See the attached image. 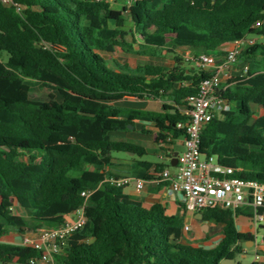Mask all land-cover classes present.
Instances as JSON below:
<instances>
[{"label": "trees", "instance_id": "trees-1", "mask_svg": "<svg viewBox=\"0 0 264 264\" xmlns=\"http://www.w3.org/2000/svg\"><path fill=\"white\" fill-rule=\"evenodd\" d=\"M16 1L20 13L0 4V239L62 226L84 203L82 192L92 191L86 225L55 256L58 264L234 260L240 244L253 239L237 229L239 209L200 212L222 226L214 248L184 241V216H169L160 203L146 209L112 182L115 154L147 153L111 134L137 121L152 123L172 152L186 135L177 125L188 119V99L213 74L185 67L181 52L215 55L226 43L264 37V23L255 27L264 22V0H127L124 10L105 0ZM116 51L172 55L174 66L114 61L111 67L106 55ZM238 62L247 70L221 86L229 109L204 127L201 153L237 169L235 177L264 183V41L243 47ZM44 89L46 100L31 98ZM126 98L159 100L162 111L118 104ZM153 166L166 167L135 160L129 173L149 181ZM39 256L32 247L0 242V264H29Z\"/></svg>", "mask_w": 264, "mask_h": 264}, {"label": "built area", "instance_id": "built-area-1", "mask_svg": "<svg viewBox=\"0 0 264 264\" xmlns=\"http://www.w3.org/2000/svg\"><path fill=\"white\" fill-rule=\"evenodd\" d=\"M0 4L19 13L24 8L16 0H0ZM263 23L258 22L255 27L258 28ZM254 42L255 40L250 38L234 42L220 63L213 55L203 54L197 58L188 56L187 59L193 61L198 68L203 71H213V74L200 82L197 94L188 99L189 110L185 111L187 121L177 125L186 133L177 166L162 171L153 169L150 174L151 180H136L137 191L143 190L147 182L167 183L173 192L183 196L187 212L196 213L212 208L236 211L249 205L254 211L255 221L264 219L261 212L264 211V183L235 177L237 169L221 164L216 156L201 153V134L204 127L214 117L221 116L229 109L228 101L220 95V88L224 82L227 83L235 77L232 70L238 63L243 47ZM246 70L247 66L243 74ZM172 169H174L173 173ZM131 180V178H115L112 182L125 187ZM91 194L92 191L82 192L84 203L66 215L62 226L40 229L36 232L27 231L21 235L23 246L32 247L40 252L39 258L30 259L29 264H58L55 256L59 255L67 241L86 225L85 208ZM184 231L188 232L189 227H185ZM262 260L264 257L257 251L254 262Z\"/></svg>", "mask_w": 264, "mask_h": 264}, {"label": "crops", "instance_id": "crops-1", "mask_svg": "<svg viewBox=\"0 0 264 264\" xmlns=\"http://www.w3.org/2000/svg\"><path fill=\"white\" fill-rule=\"evenodd\" d=\"M250 39H258L256 37H250ZM233 46V43H226L221 47V52L216 53L213 55L217 62H222L228 52ZM119 53L120 55L125 56H134L125 54L121 51H116L111 55H106L107 60L109 58L113 61H117L122 65H130L132 67L136 66H143V65H160V66H167L172 67L174 66L173 58H170L171 55H164L161 58H157L154 56H135V57H142L148 59H161L165 60L164 64H130L127 62L119 61L115 57L114 54ZM224 53V55H221ZM184 59L188 60V56L191 55L189 52H181ZM185 65V64H184ZM197 65H191L189 67H193ZM112 67V66H111ZM115 67V63H114ZM236 67H233V75L237 76ZM225 84V82L223 83ZM136 100L134 98H131ZM144 100L140 104L131 105L127 107L141 109L146 111H153V112H161L162 111V102L159 100H153L150 98L142 99ZM139 101V100H137ZM260 110V109H259ZM261 112V110H260ZM132 126V128H129ZM126 131L121 132H113L117 137L118 140H125L135 143L136 145L144 148L146 150V155L142 158L137 157L133 153H122V155H114L113 163L118 165V168L112 169L109 171L110 173L116 175V179L122 178H131V182L125 185L124 191L126 194L134 197L138 201H140L144 208L150 209L154 204L160 203L166 208V213L169 216H184V224L185 227H189V231H183V240L193 244L194 246H201L207 249L214 248L222 238V226L217 225L210 222H205L203 220V216L200 212L190 213L185 210V203L183 196L181 194L173 192L166 183H154V182H147L141 191H137L136 189V180L142 178H135L129 173V167L134 163L135 160H143L150 162L154 165L156 164H163L165 165V169L171 168V161L173 158L174 153H180L183 150L184 139H180L177 141L176 145L172 146V152H166L164 149L168 146H163L160 142L159 133L156 129L155 125L148 122H135L134 126L129 125ZM114 138V135L111 134ZM170 164V167L167 165ZM155 169V166L151 169V171ZM149 172V175L151 174ZM264 216V211H261ZM239 214H249V217L246 219H240ZM254 211L249 205H245L239 209L238 216L236 217V226L240 233L246 234L248 236L249 233L252 234V240H247L243 244H240L241 253L240 256L245 258L248 254L249 250H253V258L247 264H252L255 261V253L259 251L264 257V236L259 241L258 237L260 234V229L264 232V219L255 221L254 218ZM261 227V228H260ZM249 237V236H248ZM23 237L16 232H9L6 236L0 239V242L7 243L10 245H22ZM264 261V260H262ZM222 264H243L241 261H237L236 257L234 260H225Z\"/></svg>", "mask_w": 264, "mask_h": 264}, {"label": "rangeland", "instance_id": "rangeland-1", "mask_svg": "<svg viewBox=\"0 0 264 264\" xmlns=\"http://www.w3.org/2000/svg\"><path fill=\"white\" fill-rule=\"evenodd\" d=\"M109 2L111 3L112 8L117 9V10H124L125 8H127V9L129 8V2L127 0H110ZM124 15L127 16L128 13L125 12ZM127 26L130 27V24L127 23ZM261 39L264 41V37H258L257 41H260ZM113 57H115L119 61L127 62L130 64H146V63L164 64L165 63V60H161V59H148V58L135 57V56H125V55H120L119 53L114 54ZM170 58H173V56L171 55ZM3 59H6L5 55L3 56ZM184 60H185V63H184L185 67H189L191 65H194L193 61L186 60V59H184ZM108 63L110 66L114 67V63L110 58H109ZM235 67L237 68L236 69V72L238 73L237 76H241L243 74L244 68L246 67V64L244 62H238L235 65ZM47 95H48V91L44 89V90H40V91H36V92L32 93L31 98L33 100H46ZM137 100H139V101H137ZM143 101L144 100H142V99L133 100L131 98H126V99L118 102V104L124 105V106H131V105L140 104ZM259 109L260 108L255 107V111L257 113L260 112ZM112 134L114 135L115 139H118V137L114 133H112ZM115 155H122V153H117ZM246 217H249V214H242V215L239 214L240 219H246ZM262 236H264V232L262 231V229H260V234L258 237L259 241L262 239ZM253 254H254L253 250H249L248 254L246 255L245 258H242V256H240V254H237L236 260L241 261L243 264H247L252 260Z\"/></svg>", "mask_w": 264, "mask_h": 264}, {"label": "water", "instance_id": "water-1", "mask_svg": "<svg viewBox=\"0 0 264 264\" xmlns=\"http://www.w3.org/2000/svg\"><path fill=\"white\" fill-rule=\"evenodd\" d=\"M129 128H132V126H129ZM178 155H179L178 152L174 153V155H173V158H172V161H171V166H172L173 168H175V167L177 166V163H178ZM171 172L173 173V172H174V169H172ZM260 228H261V227H260ZM248 236L251 237L252 234L249 233Z\"/></svg>", "mask_w": 264, "mask_h": 264}]
</instances>
